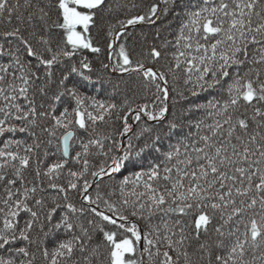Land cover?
<instances>
[{
  "label": "snow or ice",
  "instance_id": "obj_1",
  "mask_svg": "<svg viewBox=\"0 0 264 264\" xmlns=\"http://www.w3.org/2000/svg\"><path fill=\"white\" fill-rule=\"evenodd\" d=\"M0 264H264V0H0Z\"/></svg>",
  "mask_w": 264,
  "mask_h": 264
},
{
  "label": "trees",
  "instance_id": "obj_2",
  "mask_svg": "<svg viewBox=\"0 0 264 264\" xmlns=\"http://www.w3.org/2000/svg\"><path fill=\"white\" fill-rule=\"evenodd\" d=\"M136 31L137 32H139V31L150 32V29L144 28V29H137ZM149 39H150V37H149Z\"/></svg>",
  "mask_w": 264,
  "mask_h": 264
}]
</instances>
